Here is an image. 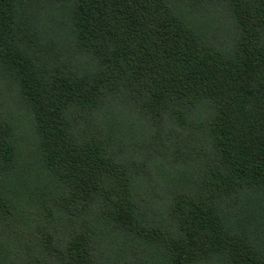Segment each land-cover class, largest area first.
<instances>
[{
  "label": "trees",
  "instance_id": "16d2710c",
  "mask_svg": "<svg viewBox=\"0 0 264 264\" xmlns=\"http://www.w3.org/2000/svg\"><path fill=\"white\" fill-rule=\"evenodd\" d=\"M0 264H264V0H0Z\"/></svg>",
  "mask_w": 264,
  "mask_h": 264
}]
</instances>
